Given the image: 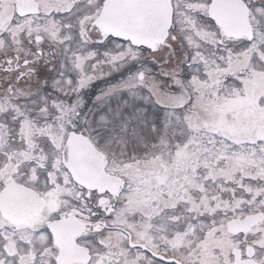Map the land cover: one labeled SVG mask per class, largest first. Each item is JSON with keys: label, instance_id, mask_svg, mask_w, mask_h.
<instances>
[{"label": "snow or ice", "instance_id": "snow-or-ice-1", "mask_svg": "<svg viewBox=\"0 0 264 264\" xmlns=\"http://www.w3.org/2000/svg\"><path fill=\"white\" fill-rule=\"evenodd\" d=\"M0 264H264V0H0Z\"/></svg>", "mask_w": 264, "mask_h": 264}]
</instances>
